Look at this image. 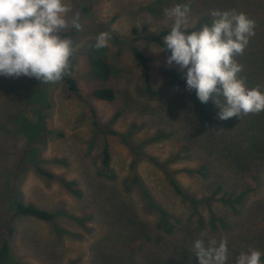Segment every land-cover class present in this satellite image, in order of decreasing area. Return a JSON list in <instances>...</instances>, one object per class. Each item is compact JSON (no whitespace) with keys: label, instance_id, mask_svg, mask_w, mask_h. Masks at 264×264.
Instances as JSON below:
<instances>
[{"label":"rangeland","instance_id":"rangeland-1","mask_svg":"<svg viewBox=\"0 0 264 264\" xmlns=\"http://www.w3.org/2000/svg\"><path fill=\"white\" fill-rule=\"evenodd\" d=\"M71 3L69 19L78 14L82 27L63 31L75 49L65 75L76 81L78 94L61 80L0 76V245L7 239L11 262L0 264H198L193 242L201 233L206 242L227 240L226 264L251 248L261 251L262 263L264 111L220 120L211 100L201 103L195 90H186V69L166 65L168 54L133 41L131 30H170L173 18L165 9L178 4L190 8L188 32L211 26L212 10L244 12L255 21V35L236 57L239 75L248 88L264 92V0ZM101 32L111 39L97 50ZM133 45L150 58L149 86ZM95 57L112 67V103L92 97L99 85L89 67ZM116 114L110 128L118 136L101 132ZM104 141L111 153L107 169ZM36 167L52 178L40 177ZM164 170L184 196L171 190ZM14 202L54 219L13 217Z\"/></svg>","mask_w":264,"mask_h":264},{"label":"clouds","instance_id":"clouds-1","mask_svg":"<svg viewBox=\"0 0 264 264\" xmlns=\"http://www.w3.org/2000/svg\"><path fill=\"white\" fill-rule=\"evenodd\" d=\"M71 0H0V76L35 78L40 83H57L70 68L73 41L61 33L69 27L81 30L79 15L69 19ZM187 4L165 9L173 23L164 36V50L170 52L165 63L186 69V90H195L201 103L210 100L219 109L218 118L228 120L264 111V92L259 86L248 88L239 74L255 21L244 12L212 10L211 26L191 30ZM111 37L101 32L95 49L108 46ZM198 264H226L227 240L205 241V234L193 242ZM261 251L241 252L235 264H261Z\"/></svg>","mask_w":264,"mask_h":264},{"label":"trees","instance_id":"trees-1","mask_svg":"<svg viewBox=\"0 0 264 264\" xmlns=\"http://www.w3.org/2000/svg\"><path fill=\"white\" fill-rule=\"evenodd\" d=\"M169 30H161L158 33L155 34H147V35H138L136 29L131 30V34L133 35V41H144L148 44L156 46L161 51L165 52L166 54L170 55V52L167 50H164L165 44H164V36L168 34ZM62 36L68 37L69 34L62 32ZM132 58L138 63V65L142 68V70L145 73L144 81L147 86H149V80L147 77V73L150 70V58L147 57L137 46L133 45L130 48ZM90 70L92 71L95 78L99 81L98 87H96L92 91V97L98 101L105 102V103H112L116 99L117 92L108 86V83L112 77L113 70L110 64L101 57H95L90 61L89 64ZM61 82L63 83L64 87L67 91L78 94V87L77 83L74 79L69 77L68 75H64L61 79ZM94 121L93 124L97 125L96 121V113L93 109H91ZM118 117V114L114 115L112 119L108 122V124L105 126L104 130H101V132H107L109 135L113 137H117L118 133L111 129L110 126L113 125ZM121 143L123 141L121 140ZM128 148L130 146L126 144ZM130 150V149H129ZM148 161L155 163V160L151 157H144ZM111 163V153H110V147L107 141H104L102 148H101V165L104 169L109 168ZM204 165V162L202 163ZM131 169L135 168V162H132L130 165ZM202 170H206L208 172V167L203 166ZM36 173L40 177L44 178H52V174L48 173L45 170H42L41 168L36 167ZM205 171V173H206ZM164 175L166 176V181L168 186L171 188V190L180 196H184V193L179 185V183L170 175V173L166 170H164ZM13 217H20V218H32L40 222L44 223H50L54 219V215L46 210L40 209L33 204H24L22 202H14V214ZM11 232V231H10ZM10 259V247L8 244L7 239H4L0 245V263L9 261ZM9 263H11L9 261ZM261 264H264V258Z\"/></svg>","mask_w":264,"mask_h":264}]
</instances>
